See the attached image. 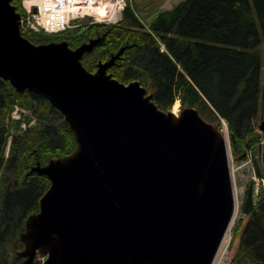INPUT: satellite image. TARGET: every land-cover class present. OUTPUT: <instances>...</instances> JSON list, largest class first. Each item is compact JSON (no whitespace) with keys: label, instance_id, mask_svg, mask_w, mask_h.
I'll return each mask as SVG.
<instances>
[{"label":"water","instance_id":"obj_1","mask_svg":"<svg viewBox=\"0 0 264 264\" xmlns=\"http://www.w3.org/2000/svg\"><path fill=\"white\" fill-rule=\"evenodd\" d=\"M20 18L0 0V77L45 96L74 149L28 169L49 186L17 264H212L235 207L223 132L195 107L165 111L139 80L113 77L125 46L89 71L82 59L103 35L34 43Z\"/></svg>","mask_w":264,"mask_h":264},{"label":"trees","instance_id":"obj_2","mask_svg":"<svg viewBox=\"0 0 264 264\" xmlns=\"http://www.w3.org/2000/svg\"><path fill=\"white\" fill-rule=\"evenodd\" d=\"M21 1L12 0L20 13ZM149 29L127 6L116 23L85 24L56 38L31 31L23 35L34 43L66 40L72 47L103 35L82 59L89 71L125 46L108 70L113 77L139 80L165 111L178 98L182 107H195L208 120L224 119L234 153L240 146L253 151L264 138L254 133L264 107V0H182L160 10ZM15 108L19 119L11 116ZM73 149L61 112L45 96L18 92L0 77V264L18 263L25 219L38 211L49 186L46 176L28 174L29 167ZM259 149L260 161L254 163L257 176L264 178V142ZM253 187L251 181L241 207L245 222L238 248L228 264H264V189L253 199Z\"/></svg>","mask_w":264,"mask_h":264},{"label":"rangeland","instance_id":"obj_3","mask_svg":"<svg viewBox=\"0 0 264 264\" xmlns=\"http://www.w3.org/2000/svg\"><path fill=\"white\" fill-rule=\"evenodd\" d=\"M182 0H131L129 3V6L131 10L134 12L136 18L138 19L140 25L144 30H150L149 24L151 20L154 18V16L163 9H169L174 7L176 4H178ZM123 15L118 14L115 19L110 20L108 22H103L99 24H110V23H116L118 19H121ZM83 20H79L75 22L74 27L83 25ZM72 26L68 30L74 29ZM73 32V31H72ZM71 33V32H69ZM63 34H54L49 35L51 38H56L59 36H62ZM141 83V82H140ZM142 85V84H141ZM143 86V85H142ZM145 87V86H144ZM147 90V89H146ZM148 93V91H147ZM152 94V93H151ZM153 98V94H152ZM154 99V98H153ZM179 104V105H178ZM175 106V108H174ZM180 101L177 104L173 103V105L170 107L169 110L172 111V109L177 112L181 109ZM263 113L261 114V118L264 114V109L262 110ZM25 115H28L29 112L24 110L23 111ZM202 118L206 121H209L213 124H217L216 126H219L221 128L225 138H226V146H227V153H228V161H229V169H230V175L231 180L233 183V193H234V212L233 217L231 219V222L229 224V227L227 228V231L224 236V241H222L219 250L217 252V255L220 253L222 256V263L221 264H228L231 257L235 254L238 244H239V238L241 234L242 227L245 222V217L243 216L241 212V207L245 199V192L249 185V183L252 181L254 182V193H253V199L256 198L257 194L259 193L260 189H264V178H261L257 176L256 173V166L254 163V159H258L260 161L261 153H260V145L264 142V138L261 137L260 141L256 143V146L254 147L253 151H249V149H243L241 146L238 147V153H234L232 148V143L230 140V134H229V128L228 124L224 119H221L220 122L218 121H211L208 120L206 117L202 116ZM260 120L255 125L254 133L256 136H263L264 131H259L258 125L260 124ZM248 137H244V141H247ZM247 143H249L247 141ZM9 145H7L6 153L8 151ZM253 153V154H252ZM216 255V257H217ZM215 257V259H216Z\"/></svg>","mask_w":264,"mask_h":264},{"label":"built area","instance_id":"obj_4","mask_svg":"<svg viewBox=\"0 0 264 264\" xmlns=\"http://www.w3.org/2000/svg\"><path fill=\"white\" fill-rule=\"evenodd\" d=\"M130 0H23L24 14L21 27L24 30L60 32L74 26L78 20L84 23H103L115 19ZM106 6V12H98Z\"/></svg>","mask_w":264,"mask_h":264},{"label":"bare ground","instance_id":"obj_5","mask_svg":"<svg viewBox=\"0 0 264 264\" xmlns=\"http://www.w3.org/2000/svg\"><path fill=\"white\" fill-rule=\"evenodd\" d=\"M106 9H107V7L104 6V7L100 8V10H99L98 12H100L101 14H103V13L106 12ZM174 110H175V109H174ZM174 110H173V111H174ZM174 112H175V111H174ZM223 241H224V238H223ZM222 261H223L222 256H221L220 253H219V254L217 255L216 259L214 260L213 264H221Z\"/></svg>","mask_w":264,"mask_h":264},{"label":"flooded vegetation","instance_id":"obj_6","mask_svg":"<svg viewBox=\"0 0 264 264\" xmlns=\"http://www.w3.org/2000/svg\"><path fill=\"white\" fill-rule=\"evenodd\" d=\"M109 70V69H108ZM263 109H264V107H263Z\"/></svg>","mask_w":264,"mask_h":264}]
</instances>
